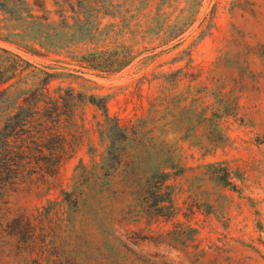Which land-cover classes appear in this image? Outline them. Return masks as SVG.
Here are the masks:
<instances>
[{"label":"rangeland","instance_id":"rangeland-1","mask_svg":"<svg viewBox=\"0 0 264 264\" xmlns=\"http://www.w3.org/2000/svg\"><path fill=\"white\" fill-rule=\"evenodd\" d=\"M114 2L123 13L136 15L117 36L136 58L113 75L84 70L66 53L41 57L2 41L0 47L38 68L53 66L72 74L55 85L63 82L105 98L112 117L123 124L143 120L155 140L144 157L137 152L129 158L128 181L116 173L108 182V169L102 167L92 212H78L75 225L61 223L54 213L52 224L37 230L34 251L12 252L10 243L0 253V264H264V0ZM157 3L173 14L172 20L180 17L189 24L167 45L151 42L152 34L132 32L148 15L155 16ZM119 22V17L105 16L101 28ZM87 47L93 46L78 45ZM180 69L183 76L173 88L162 75ZM204 86L216 91L205 99L213 108L205 116L185 112ZM174 96L182 98L181 103L175 99L178 108L169 104ZM83 112L87 127L94 116L102 118L91 104ZM91 145L101 161L106 146L91 134L64 164L63 188H70L81 160L92 163ZM169 162L176 166L166 170L172 172V219L161 209L164 190L148 186L155 168ZM224 176L230 185L220 182ZM57 196L55 191L47 198L22 195L14 201L15 211L37 213Z\"/></svg>","mask_w":264,"mask_h":264},{"label":"trees","instance_id":"trees-1","mask_svg":"<svg viewBox=\"0 0 264 264\" xmlns=\"http://www.w3.org/2000/svg\"><path fill=\"white\" fill-rule=\"evenodd\" d=\"M156 9L154 17L148 15L146 22L137 23L132 32L152 34L156 37L151 42L167 45L183 34L189 24L180 17L172 20L173 14L164 12L161 3H157ZM129 13H123V7L114 0H0V41L35 56L66 53L82 69L110 76L136 58L134 50L117 39L136 19V15ZM105 16L119 17L120 22L101 28ZM108 41L110 44L106 45ZM82 43L93 47L80 50L78 45ZM57 69L38 68L21 55L0 47V253L10 243L12 252L34 251L38 245L37 230L44 231L47 224H52L54 213L60 214L61 223L75 225L78 212H92L98 203L102 167L108 169V182L116 173L128 181L133 169L129 158L137 152V157H144L151 146L149 142L155 140L151 137L153 130H144L143 120L123 124L112 117L105 98L87 96L63 82L55 85L73 76ZM182 72L180 69L162 78L175 88ZM214 93L209 86L202 87L201 97L197 94L184 111H200L199 115L205 116L213 108L205 99ZM175 99L178 98L174 96L169 104L178 108L182 98L178 102ZM89 104L102 112V118L94 116L87 127L83 111ZM80 112L83 115L79 116ZM91 134L99 135L106 146L101 161L95 159L98 148L91 145L92 163L81 160L70 188L65 189L61 183L62 168ZM169 163L166 168H155L148 186L157 192L164 190L167 198L161 200V209L172 219L176 211L173 187L168 183L172 172L166 170H175L176 166ZM225 177L220 182L230 185ZM128 188L125 186L124 194ZM53 191L58 193L57 198H48V206L43 210L16 213L14 201L20 196L47 198Z\"/></svg>","mask_w":264,"mask_h":264}]
</instances>
